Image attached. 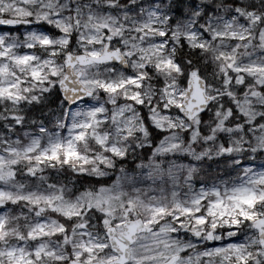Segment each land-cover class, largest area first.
Segmentation results:
<instances>
[{
	"label": "snow or ice",
	"instance_id": "6c2138e0",
	"mask_svg": "<svg viewBox=\"0 0 264 264\" xmlns=\"http://www.w3.org/2000/svg\"><path fill=\"white\" fill-rule=\"evenodd\" d=\"M0 26V264H264V0Z\"/></svg>",
	"mask_w": 264,
	"mask_h": 264
},
{
	"label": "water",
	"instance_id": "95a60500",
	"mask_svg": "<svg viewBox=\"0 0 264 264\" xmlns=\"http://www.w3.org/2000/svg\"><path fill=\"white\" fill-rule=\"evenodd\" d=\"M9 27L15 28L14 26H0V28H9Z\"/></svg>",
	"mask_w": 264,
	"mask_h": 264
},
{
	"label": "trees",
	"instance_id": "16d2710c",
	"mask_svg": "<svg viewBox=\"0 0 264 264\" xmlns=\"http://www.w3.org/2000/svg\"><path fill=\"white\" fill-rule=\"evenodd\" d=\"M22 30V29H21Z\"/></svg>",
	"mask_w": 264,
	"mask_h": 264
}]
</instances>
